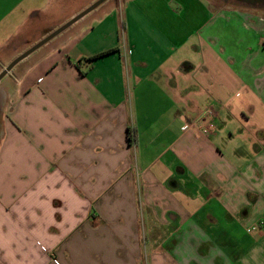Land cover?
<instances>
[{
    "label": "crops",
    "instance_id": "crops-1",
    "mask_svg": "<svg viewBox=\"0 0 264 264\" xmlns=\"http://www.w3.org/2000/svg\"><path fill=\"white\" fill-rule=\"evenodd\" d=\"M95 1L0 0V73ZM3 78L0 227L36 209L44 264H264V0H107Z\"/></svg>",
    "mask_w": 264,
    "mask_h": 264
},
{
    "label": "rangeland",
    "instance_id": "rangeland-1",
    "mask_svg": "<svg viewBox=\"0 0 264 264\" xmlns=\"http://www.w3.org/2000/svg\"><path fill=\"white\" fill-rule=\"evenodd\" d=\"M42 36L40 38V40L42 38L45 37ZM39 41V40H38ZM38 41L34 42L32 45H34L35 43H37ZM2 82L6 85L9 82L11 83V81H9L8 77L3 78ZM239 96H241V94H239L238 96H236V101H234V105H237V99H239ZM249 117L252 118L254 123H261L264 122V119L261 118V114L259 112H247V114ZM203 132H205L203 130ZM225 145L223 143H221L220 147H222L223 151L226 153V155L229 157L232 156L231 154H229V150L228 148H231V145L234 144L233 142H230V139H225ZM32 213L29 214V218L30 220H28L27 224L25 223V220L23 219V222L21 224H15V229H13L12 225L9 224V222H3L4 224L0 227V245L2 244V247L4 248V246H8V248H11L13 251H15V247L16 250L17 249H21L26 247V237L28 239V249L30 251V253H34L35 258L29 257L30 263L32 262L33 259L39 260V264L41 263H45L41 261V258H39V246L37 244L36 241H32L31 239L38 238L40 236L43 235L44 232V227L43 225L38 223V218L36 217V213L37 210H31ZM2 220H5L4 218ZM37 222V223H36ZM57 227H59L57 225ZM52 230H54L53 228H51ZM14 233V235H13ZM7 248V249H8ZM38 249V251H37ZM78 254V253H77ZM79 256V255H78ZM28 257V256H27ZM26 255H21V256H8L7 260H10V264H29L26 262L27 259ZM78 258V257H77ZM102 256L100 255L99 252H95L92 250L88 251V257H86V259L89 260H95V261H99L101 260ZM81 259V258H80Z\"/></svg>",
    "mask_w": 264,
    "mask_h": 264
},
{
    "label": "water",
    "instance_id": "water-1",
    "mask_svg": "<svg viewBox=\"0 0 264 264\" xmlns=\"http://www.w3.org/2000/svg\"><path fill=\"white\" fill-rule=\"evenodd\" d=\"M105 1H107V0H97V1H95L89 7H87L86 9H84L83 11H81L80 13H78L76 16H74L73 18H71L70 20H68L67 22H65L64 24H62L58 28H56L55 30H53L51 33L47 34L44 38H42L36 44H34L33 46H31L29 49H27L22 54H20L9 65H7L6 68H4V70L0 73V80L5 75H7L8 73H10L12 71V69L20 61H22L24 58L28 57L31 53H33L34 51H36L37 49H39L40 47H42L43 45H45L46 43H48L49 41H51L53 38H55L56 36H58L59 34H61L63 31H65L67 28H69L75 22H77L78 20H80L82 17H84L85 15H87L88 13H90L91 11H93L94 9H96L97 7H99Z\"/></svg>",
    "mask_w": 264,
    "mask_h": 264
},
{
    "label": "built area",
    "instance_id": "built-area-1",
    "mask_svg": "<svg viewBox=\"0 0 264 264\" xmlns=\"http://www.w3.org/2000/svg\"><path fill=\"white\" fill-rule=\"evenodd\" d=\"M214 112L212 109L207 110L206 112L202 113L198 119H196V123L200 126L201 124L203 125V127H201L202 130H204L205 132H207V128L205 127V125L203 124V122L205 121V116L207 114L212 115Z\"/></svg>",
    "mask_w": 264,
    "mask_h": 264
},
{
    "label": "trees",
    "instance_id": "trees-1",
    "mask_svg": "<svg viewBox=\"0 0 264 264\" xmlns=\"http://www.w3.org/2000/svg\"><path fill=\"white\" fill-rule=\"evenodd\" d=\"M108 52H109V51L102 52V53H100V54H97V55L91 57L90 59L97 58V57H99V56H101V55H104V54H106V53H108Z\"/></svg>",
    "mask_w": 264,
    "mask_h": 264
}]
</instances>
